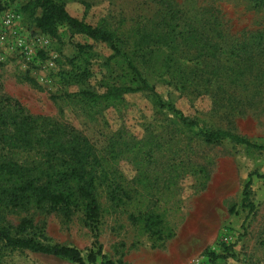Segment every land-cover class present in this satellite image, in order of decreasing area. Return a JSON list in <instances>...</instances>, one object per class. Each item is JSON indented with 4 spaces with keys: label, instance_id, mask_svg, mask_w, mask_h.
Here are the masks:
<instances>
[{
    "label": "rangeland",
    "instance_id": "1",
    "mask_svg": "<svg viewBox=\"0 0 264 264\" xmlns=\"http://www.w3.org/2000/svg\"><path fill=\"white\" fill-rule=\"evenodd\" d=\"M62 1L72 17L92 26L106 25L129 44L136 30H156L162 19L171 15L158 0ZM164 1L181 21H201L227 49L246 44L248 48L241 50L240 56L247 61L252 57L255 68L252 78L234 86L226 80L207 82L214 62L196 58L195 47L183 44L180 49L185 56L179 54L177 61L199 71L195 89L180 93L167 77L146 74L150 85L162 100L173 103L200 125L229 131L264 147V72L259 71H264V6L256 7L247 0ZM10 4L20 9L26 1ZM21 15L33 55L26 57L0 43V100L10 98L30 114L70 125L101 150L114 133L124 132L130 137L125 152L111 161L107 170L109 179L121 185L127 199L114 206L105 198V187H99L101 218L96 238L83 225L80 213L66 219L49 209L11 212L0 208V224L14 229L21 220L29 219L38 240L42 233L46 244L74 247L84 259L100 247L105 260L125 264H210L209 253L220 254V245L226 244L233 247L232 257L215 264H264V182L255 176H264V152L228 141L205 144L147 93L127 95L123 105L100 114L62 99L64 90L55 76L64 59L76 55V45H92L104 57L111 52L84 37L70 36L64 26L57 27L54 37L46 35L35 26L29 11ZM35 15L39 16V11ZM122 68L120 62L109 67L95 65L85 88L101 93L104 83L119 85ZM217 86L223 87L216 91ZM19 159L30 156L20 155ZM250 175L252 212L241 207L242 189ZM144 214L159 216L161 239L144 232ZM0 264L72 263L0 248Z\"/></svg>",
    "mask_w": 264,
    "mask_h": 264
},
{
    "label": "trees",
    "instance_id": "2",
    "mask_svg": "<svg viewBox=\"0 0 264 264\" xmlns=\"http://www.w3.org/2000/svg\"><path fill=\"white\" fill-rule=\"evenodd\" d=\"M25 1L26 5L20 7V12L29 11L35 26L42 33L54 37L57 27L64 26L70 36L84 37L92 43L104 45L111 52L108 57H104L92 45H76V55L64 59L62 69L55 76L57 84L64 90L62 99L82 104L88 111L100 114L123 105L127 95L147 93L154 98L159 108L173 115L182 128L195 131L205 144L218 145L228 141L264 152L263 146L240 135L207 128L186 117L173 103L162 100L145 76L167 77L180 93L195 89L199 71L177 61L179 54L183 58L185 56L180 49L184 44L195 47L196 58L214 62L207 82L215 79V83L219 80L225 83L226 80L234 86L241 80L252 78L255 68L252 57L247 61L240 56L241 50L248 48L246 44H236L227 49L218 37L201 25V21H181L164 0L158 2L171 15L163 18L156 30H136L131 44L106 25L92 26L72 17L62 0ZM247 1L256 7L264 6V0ZM37 11L39 16L35 15ZM156 52L160 56H156ZM224 56L227 57L225 61ZM117 62L123 66L119 85L104 83L101 93L85 88L94 74L95 65L109 67L111 63ZM204 69L205 65L202 72ZM259 71L264 72L261 68ZM222 87L217 86L215 90H221ZM69 89L75 91L70 92ZM128 139L130 137L124 132L117 131L109 139L106 149L101 150L74 127L42 115L30 114L17 101L3 98L0 100V208L11 212H28L32 208L49 209L66 219L80 213L83 225L96 238L101 218L99 187H105V198L114 206L123 205L127 199L121 185L109 179L107 168L111 161L122 157ZM20 155H28L30 159L21 160ZM251 176L244 184L241 199V207L249 212L254 209L250 202ZM255 176L264 182V176ZM142 219L144 232L150 238L161 239L159 227L162 223L159 216L144 214ZM38 237L41 240L37 239L35 226L29 219L21 220L14 229L0 224V248L56 257L72 264H125L105 260L100 247H97L96 252L90 251L84 259L74 247L46 244L42 233ZM94 245H97V241ZM232 248V245H220V254L209 253V263L215 264L219 259L232 257Z\"/></svg>",
    "mask_w": 264,
    "mask_h": 264
},
{
    "label": "built area",
    "instance_id": "3",
    "mask_svg": "<svg viewBox=\"0 0 264 264\" xmlns=\"http://www.w3.org/2000/svg\"><path fill=\"white\" fill-rule=\"evenodd\" d=\"M26 27L21 12L9 0L0 3V43L11 50H20L26 57L33 55L27 46ZM43 48V46L41 47Z\"/></svg>",
    "mask_w": 264,
    "mask_h": 264
}]
</instances>
